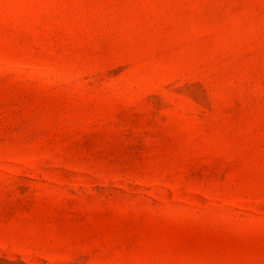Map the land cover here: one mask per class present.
<instances>
[{
	"label": "rangeland",
	"instance_id": "rangeland-1",
	"mask_svg": "<svg viewBox=\"0 0 264 264\" xmlns=\"http://www.w3.org/2000/svg\"><path fill=\"white\" fill-rule=\"evenodd\" d=\"M0 264H264V0H0Z\"/></svg>",
	"mask_w": 264,
	"mask_h": 264
}]
</instances>
